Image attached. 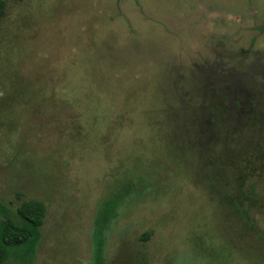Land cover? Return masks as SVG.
I'll use <instances>...</instances> for the list:
<instances>
[{
	"label": "rangeland",
	"instance_id": "rangeland-1",
	"mask_svg": "<svg viewBox=\"0 0 264 264\" xmlns=\"http://www.w3.org/2000/svg\"><path fill=\"white\" fill-rule=\"evenodd\" d=\"M0 1L4 264H264V0Z\"/></svg>",
	"mask_w": 264,
	"mask_h": 264
},
{
	"label": "trees",
	"instance_id": "trees-1",
	"mask_svg": "<svg viewBox=\"0 0 264 264\" xmlns=\"http://www.w3.org/2000/svg\"><path fill=\"white\" fill-rule=\"evenodd\" d=\"M2 2L0 1V13ZM17 220L15 222H4L0 228V264L7 260L9 248L19 247L29 241L34 231L26 228L31 226L33 230L40 226L43 216V205L39 201L26 202L16 209ZM23 222V224H20Z\"/></svg>",
	"mask_w": 264,
	"mask_h": 264
}]
</instances>
